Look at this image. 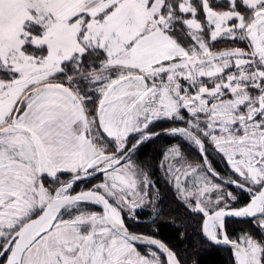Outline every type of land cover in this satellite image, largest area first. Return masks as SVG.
I'll use <instances>...</instances> for the list:
<instances>
[{
    "label": "snow or ice",
    "instance_id": "obj_1",
    "mask_svg": "<svg viewBox=\"0 0 264 264\" xmlns=\"http://www.w3.org/2000/svg\"><path fill=\"white\" fill-rule=\"evenodd\" d=\"M156 171L193 250L264 264V0H0V264H188L136 231Z\"/></svg>",
    "mask_w": 264,
    "mask_h": 264
},
{
    "label": "trees",
    "instance_id": "obj_2",
    "mask_svg": "<svg viewBox=\"0 0 264 264\" xmlns=\"http://www.w3.org/2000/svg\"><path fill=\"white\" fill-rule=\"evenodd\" d=\"M160 141L157 140L155 143H148L142 146L143 155L147 158L149 155H157L159 152ZM156 181L159 184L161 191L165 192V200L163 204V210L165 212V217L159 220L154 226L158 228L157 234L168 242L171 247L179 250L182 258L186 259L188 264H227V252L223 248H205L201 249L199 252L193 250V244L195 239L191 242L188 237L181 239V232H187L190 236L195 237L196 234L193 233L194 225L186 221L182 215L183 209L179 207L177 203L174 202V195L171 190L168 189L167 185L162 184V178L160 174H156ZM175 221V224L172 222ZM178 225V227H177ZM141 227L147 226V223H141L138 225ZM187 252L185 256L184 253Z\"/></svg>",
    "mask_w": 264,
    "mask_h": 264
},
{
    "label": "flooded vegetation",
    "instance_id": "obj_3",
    "mask_svg": "<svg viewBox=\"0 0 264 264\" xmlns=\"http://www.w3.org/2000/svg\"><path fill=\"white\" fill-rule=\"evenodd\" d=\"M168 142H170V140H169ZM220 164H221V165H220ZM214 166H215L218 170H220V171H223V170H224V167H225L224 163H223L222 161H219L218 159H216V160L214 161ZM162 184L166 185L164 181H162ZM158 186H159V184H158ZM159 188H160V186H159ZM160 189H161V188H160ZM168 189L170 190L169 186H168ZM165 198H166V197H165V192H162V191H161V194H160L159 200L162 201V203H160V206H159V209L161 210V215H160L159 218H161V216H162L163 219H164V217H165V216H164V215H165V212H164V210H163V204L165 203V202H164ZM143 212H144V211H143ZM143 212H141V215H140L141 223H147V226H148V225H151V224H152V222H151V216H148V217L146 218L145 216L142 215ZM148 212H149V211H147V213H148ZM159 220H162V219H158V220L156 221V223H157ZM147 226H144V228L142 227V230L149 232L148 229L146 228ZM137 228H139V229H137ZM137 228H136V231H138V232H143V231H140V229H141L140 226H137ZM157 238H159V239L163 240L164 242H166V241H165L164 239H162L158 234H157ZM166 243H167L169 246H171L168 242H166ZM226 256H227V255H226Z\"/></svg>",
    "mask_w": 264,
    "mask_h": 264
},
{
    "label": "rangeland",
    "instance_id": "obj_4",
    "mask_svg": "<svg viewBox=\"0 0 264 264\" xmlns=\"http://www.w3.org/2000/svg\"><path fill=\"white\" fill-rule=\"evenodd\" d=\"M170 140V142H168ZM160 146H159V152H158V154L157 155H149L147 158H145L144 156H142L143 155V151H142V149H140V151H139V153H138V155H139V159L141 160V161H150V162H154V161H156V160H158V158H159V153L163 150V146L165 145V144H167V143H171V142H174V141H171V139L170 138H161L160 140ZM221 165V164H220ZM156 174H160V176H161V178H162V174L159 172V171H156L155 173H154V176H153V179H155L156 180ZM162 181H164V179L162 178ZM159 206H160V204H159ZM147 211H149L148 213H147ZM147 211H144L143 213H142V215L143 216H145L146 218L148 217V216H150L149 215V213H150V211L151 210H147ZM159 219H163V217L161 216V218H159ZM137 228V227H136ZM147 229H148V231H151L152 230V228H155V226L154 225H148L147 227H146ZM137 229H139V228H137Z\"/></svg>",
    "mask_w": 264,
    "mask_h": 264
},
{
    "label": "water",
    "instance_id": "obj_5",
    "mask_svg": "<svg viewBox=\"0 0 264 264\" xmlns=\"http://www.w3.org/2000/svg\"><path fill=\"white\" fill-rule=\"evenodd\" d=\"M161 240V239H160ZM163 241V240H162Z\"/></svg>",
    "mask_w": 264,
    "mask_h": 264
}]
</instances>
